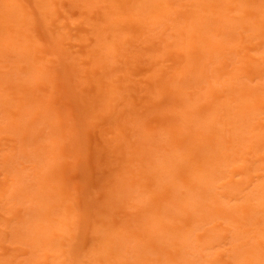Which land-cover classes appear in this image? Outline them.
<instances>
[{
  "label": "rangeland",
  "instance_id": "374dc122",
  "mask_svg": "<svg viewBox=\"0 0 264 264\" xmlns=\"http://www.w3.org/2000/svg\"><path fill=\"white\" fill-rule=\"evenodd\" d=\"M0 264H264V0H0Z\"/></svg>",
  "mask_w": 264,
  "mask_h": 264
}]
</instances>
